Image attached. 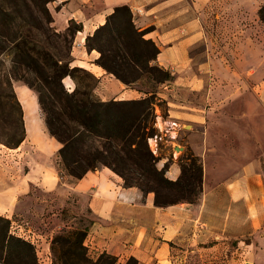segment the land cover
<instances>
[{
  "label": "crops",
  "instance_id": "1",
  "mask_svg": "<svg viewBox=\"0 0 264 264\" xmlns=\"http://www.w3.org/2000/svg\"><path fill=\"white\" fill-rule=\"evenodd\" d=\"M207 1L53 0L50 4L57 29H66L71 19L82 23L73 39V63L99 77L98 93L106 100L138 98L142 91L99 65L100 53L88 48L86 38L117 5H130L135 24L147 29L145 36L159 47L157 63L175 75L158 89L167 107L165 115H157L161 119L156 124L165 135L186 140H173V145L200 156L199 199L158 205L154 191L125 185L108 166L64 179L54 159L61 144L47 129L38 94L18 85L26 137L18 147L0 142L1 215L11 219L33 215L29 202L38 199L34 195L39 190L50 191L53 203L59 205L73 196L80 211L90 215L83 226L88 254L96 258L109 253L116 264L132 259L135 264H168L178 242L203 248L239 240L264 250V24L259 15L264 0H247L244 5L251 24L255 22L254 33L259 34L252 36L251 28H246L241 37L245 45L229 48L208 42L202 14ZM199 42L205 48L198 61L192 48ZM169 159L162 155L158 166ZM181 171L179 161L172 158L166 175L175 180ZM28 236L37 240L41 263L53 264L51 239L35 231Z\"/></svg>",
  "mask_w": 264,
  "mask_h": 264
},
{
  "label": "trees",
  "instance_id": "2",
  "mask_svg": "<svg viewBox=\"0 0 264 264\" xmlns=\"http://www.w3.org/2000/svg\"><path fill=\"white\" fill-rule=\"evenodd\" d=\"M5 1L0 0V119L7 117L9 122L18 121L20 125L19 136L5 140V143L16 147L26 137L23 106L13 86V79L18 78L38 93L46 126L51 135L62 142L58 154L62 169H66L67 173L80 178L89 170L108 166L124 179L127 186L135 185L143 190L140 174L147 184L154 181L165 187H176L190 196L166 200L160 198L156 188L144 190L156 193L158 205L197 201L202 188L200 156L191 151L188 156L190 164L179 161L182 171L173 180L166 175L169 162L160 168L158 161L161 155L156 154L149 144V137L161 134L156 126L155 109L165 100L158 95V90H142L145 94L138 98H101L95 91L99 77L88 68L73 63L72 46L66 55H60L40 43L37 32L47 30L46 24L52 27L53 16L46 4L49 0H15V4H6ZM259 15L264 22V4ZM82 27V23L71 19L68 30L75 35ZM53 30L57 32L56 28ZM146 32L147 29H140L135 24L130 5L120 4L108 15L104 24L87 36L86 44L89 49L101 51L96 59L99 65L128 84L139 77L129 80L117 67L127 60L126 56L119 60L116 55L108 63L104 60L103 49L93 41L109 33L112 37L118 35L120 44L125 47H132L135 41L141 43L151 51V55L143 60L147 70L150 73L164 72L166 79H170V70L156 61L158 45L145 36ZM127 62L139 70L143 65L141 60L133 57H129ZM67 76L75 81L72 89L65 82ZM9 116L15 118L9 119ZM71 227L55 235L53 252L55 242L65 241L71 245V252L88 264H103L105 257L116 264V257L106 252L96 258L90 256L84 244L86 227ZM0 264H39L36 244L13 232L12 219L1 214Z\"/></svg>",
  "mask_w": 264,
  "mask_h": 264
},
{
  "label": "rangeland",
  "instance_id": "3",
  "mask_svg": "<svg viewBox=\"0 0 264 264\" xmlns=\"http://www.w3.org/2000/svg\"><path fill=\"white\" fill-rule=\"evenodd\" d=\"M246 1L247 0H208L205 3L206 5L202 10V14L206 22V30L209 37L208 42H212V47H215L213 41L217 44L219 42V44H221L224 48L236 46L243 47L245 44L241 37H244L246 28H251L252 36L259 34V31H257L256 34L254 33L255 22L254 24H251L253 21L251 19L252 16L249 9L247 10L249 13L246 16V11L244 8V5L247 4ZM5 2L6 4H15V0H7ZM52 3L53 0H49L46 4L53 16L50 8V4ZM262 23L264 24L263 21ZM50 26L46 24L47 30L42 29L41 31L37 32L39 34L38 38L40 39V43L57 54L66 55L69 52V48L72 46L74 34L70 33L68 27L64 30H60L53 25V22L52 27ZM54 28H56L57 32L53 30ZM247 35H249V32ZM119 38L120 37L118 35H114L112 37V34L106 33L105 36L103 35L100 39L97 38L93 41V43L103 49L104 60L108 63H110L111 60H113V57L116 55L118 56L119 60L125 59L124 57L126 56L127 60L129 57H133L137 58L139 61H142L143 65L140 70L139 68L129 64L127 60L121 63V65H117V67L126 74L129 80L135 78L136 76L139 77L136 81H130L128 84L124 82L125 84L131 87H136L140 91H150L158 90L163 83L170 82L174 78L175 75L171 71L170 79H166L167 74L164 72L155 71L154 73H150L147 70L148 68L146 67L143 60L145 59V56L151 55V51L147 49L145 45L138 42L136 43V41L135 45L132 47H125L120 44ZM203 48H205V44L203 42H199L192 48V52L198 54V61L200 60V49ZM96 50L101 54L99 49ZM21 72L26 73V71L23 69H21ZM159 81L162 82L159 83ZM65 82L71 89L75 86V81L71 76H67L65 78ZM18 85H24L29 87L33 92L36 91L24 80L14 78L13 86L18 98ZM99 86L100 83L97 82L95 91L101 97V95L98 93ZM143 91L141 92L142 96L145 94ZM162 102V105H156V122H160L161 117L157 118L159 113L162 115L166 114V101ZM158 108L160 110H158ZM41 112L43 114L42 108ZM11 117L15 118L14 116H9V119ZM6 118L0 119V142L8 147H12L5 143V140H13L17 138V136L20 134V125L18 121L9 122V120ZM156 126L158 127L157 124ZM158 128L161 134L158 135L157 138L156 135L149 137V144L152 150L161 156L169 155L170 159L175 158L180 162H186L187 164H190L191 159H189L188 156L192 153L191 150H177L174 148L172 143L173 140H179L182 142H185L186 140L181 137H178L177 139L171 138L168 135H165L160 127ZM59 142L62 146V142L60 140ZM96 143L98 144L97 141ZM58 151L54 159L59 167L61 176L64 179H76V177L67 173L66 169H62ZM138 176L141 177L140 180L143 179V181H141L143 182L141 184L143 190H147L152 187L156 188V191L158 192V195L161 199L178 200L190 197L187 192L180 191L176 187H165L164 185L154 181H149V185L146 183V179L143 175L138 174ZM34 196H38V199H32V201L29 202V206L34 210L35 213L28 216H25L24 214H17L14 216L12 218V230H14L13 232L17 234L30 239L36 244V247H38L37 240L33 241V238L28 236L29 232H40L45 238L51 239L52 250V242L56 234L61 233L65 229L73 228L71 225L74 227H83L90 220L89 213L86 211H80L78 205L74 203L73 196L64 205H59L58 203L56 204V202L53 203V196L51 192H48L47 190H39L38 194ZM59 224H62L61 228H58ZM29 227L31 230L27 231V228ZM217 243L218 244L216 245L203 248L200 247V244L198 246L197 244H191L187 242L175 243L173 244L171 262H168V264H264V250L260 249L259 247L247 246L244 242H239V240ZM70 247L71 245L65 241H61V243L55 242V252L52 251V263L88 264L79 255L72 253ZM102 262L103 264H112L111 259L107 257L103 258ZM39 264H42L40 260ZM126 264H134V261L130 260Z\"/></svg>",
  "mask_w": 264,
  "mask_h": 264
},
{
  "label": "water",
  "instance_id": "4",
  "mask_svg": "<svg viewBox=\"0 0 264 264\" xmlns=\"http://www.w3.org/2000/svg\"><path fill=\"white\" fill-rule=\"evenodd\" d=\"M188 126V125H187ZM174 148L177 149V150H181V149H184L183 146L179 145V144H175L174 145Z\"/></svg>",
  "mask_w": 264,
  "mask_h": 264
},
{
  "label": "built area",
  "instance_id": "5",
  "mask_svg": "<svg viewBox=\"0 0 264 264\" xmlns=\"http://www.w3.org/2000/svg\"><path fill=\"white\" fill-rule=\"evenodd\" d=\"M140 10V9H139ZM158 137V135H156V138ZM161 137V136H160ZM12 231H14V230H12Z\"/></svg>",
  "mask_w": 264,
  "mask_h": 264
}]
</instances>
